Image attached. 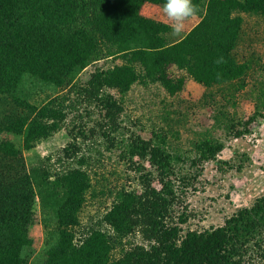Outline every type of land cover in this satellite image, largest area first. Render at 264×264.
<instances>
[{"label": "trees", "instance_id": "16d2710c", "mask_svg": "<svg viewBox=\"0 0 264 264\" xmlns=\"http://www.w3.org/2000/svg\"><path fill=\"white\" fill-rule=\"evenodd\" d=\"M146 3L163 7L165 0H0V264H253L246 256L254 251L264 264V195L216 227L192 228L186 211L172 216L176 182L183 188L195 177L179 176L177 166L220 162L225 145L212 130L238 138L264 119V77L247 92L254 103L247 121L227 109L248 86L253 67L252 58L240 60L236 52L243 13L264 18V0H193L199 20L182 38L171 35L170 23L144 15ZM219 57L225 62L217 64ZM104 58L122 62L79 82L86 67ZM188 78L205 88L204 102H216L217 93L225 100L212 130L195 133L188 151L174 145L178 128L125 136L124 97L135 83L159 84L175 96ZM78 104L101 111L99 130L80 126L57 158L67 163L61 169L52 155L28 160L25 151L60 131ZM95 135L107 150L118 145L140 190L110 189V205L86 225L81 214L93 182L81 151ZM155 174L160 188L152 184ZM37 221L43 242L29 257L24 249Z\"/></svg>", "mask_w": 264, "mask_h": 264}, {"label": "rangeland", "instance_id": "374dc122", "mask_svg": "<svg viewBox=\"0 0 264 264\" xmlns=\"http://www.w3.org/2000/svg\"><path fill=\"white\" fill-rule=\"evenodd\" d=\"M162 9L163 7L147 3L143 6L142 13L170 23ZM243 16L244 31L236 52L240 60L252 58L253 67L247 77L248 86L236 95V104L227 107L236 120L241 122L247 121L254 110L253 99L247 92L254 83L264 77V18L245 13ZM198 19L199 17H194L188 20L184 33ZM117 62L121 63L122 60L104 58L90 64L80 74L79 82L83 84L90 74L105 70ZM204 91L205 88L201 84L190 78L187 79L185 89L175 96L169 95L159 84L135 83L124 97L120 129L125 136L130 137L135 133L147 138L152 129L160 126L166 129L178 128L180 137L174 145L188 151L191 149L189 141L194 138L195 133L213 129V115L225 101L217 93L216 102H204L200 99ZM111 92L115 96L119 95L114 89H111ZM42 97L44 94L40 96ZM88 110L90 111V108ZM101 119L102 113L99 109L94 108V113H91L87 112L85 105L78 104L60 131L40 141L32 150L25 151L27 159H36L37 153L41 156L52 155L51 162L55 169L65 167L67 163H61L57 159L61 156V149L72 140L80 126L84 127L86 132L91 128L98 131V121ZM248 127L250 133L238 138L229 136L219 127L212 130L213 136L225 145L218 155L220 162L208 161L192 165L188 160L177 166L179 176L192 174L195 177L192 178V184L181 188L180 179L176 176L179 200L172 209L175 220L182 211H186L190 214L189 223L192 228L201 230L216 227L223 225L225 219L238 209L251 205L257 197L264 195V119L252 121ZM78 140L81 141L82 137L79 136ZM106 143L99 135L91 136L82 142L81 152L89 156L88 169L93 182V188L81 214L82 222L86 225L102 217L112 201L110 189L125 185L129 189L140 190L138 173L129 169L126 162L119 159L118 145L115 144L112 150H107ZM144 165L147 170L154 171L147 161H144ZM152 184L157 188L161 187L157 174L154 175ZM43 231L42 224L37 221L31 229L33 243L24 249L25 255L32 257L38 253L43 242ZM133 239L135 242L138 240ZM246 259L252 260L253 264H261L262 261L260 254L255 251L254 255L246 256Z\"/></svg>", "mask_w": 264, "mask_h": 264}, {"label": "clouds", "instance_id": "9594fccd", "mask_svg": "<svg viewBox=\"0 0 264 264\" xmlns=\"http://www.w3.org/2000/svg\"><path fill=\"white\" fill-rule=\"evenodd\" d=\"M162 10L170 22L171 35L182 38L186 29V22L197 16L200 8L199 5L193 3V0H165ZM215 62L222 64L225 61L223 57H219Z\"/></svg>", "mask_w": 264, "mask_h": 264}, {"label": "crops", "instance_id": "0c3cea01", "mask_svg": "<svg viewBox=\"0 0 264 264\" xmlns=\"http://www.w3.org/2000/svg\"><path fill=\"white\" fill-rule=\"evenodd\" d=\"M146 4H147V3H146ZM146 4H145V5H146ZM153 5H155V4H153ZM198 20H199V19H198Z\"/></svg>", "mask_w": 264, "mask_h": 264}]
</instances>
